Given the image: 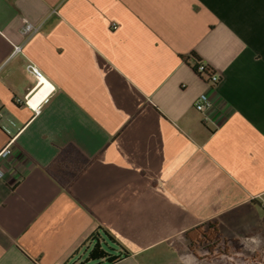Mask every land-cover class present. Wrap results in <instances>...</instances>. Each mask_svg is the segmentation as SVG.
Here are the masks:
<instances>
[{
    "label": "crops",
    "instance_id": "crops-1",
    "mask_svg": "<svg viewBox=\"0 0 264 264\" xmlns=\"http://www.w3.org/2000/svg\"><path fill=\"white\" fill-rule=\"evenodd\" d=\"M29 64L54 87L39 114ZM11 138L0 264H79L99 227L129 252L115 264L193 261L185 234L208 222L264 246V0H0V151ZM69 146L89 164L63 187L48 167Z\"/></svg>",
    "mask_w": 264,
    "mask_h": 264
},
{
    "label": "trees",
    "instance_id": "trees-1",
    "mask_svg": "<svg viewBox=\"0 0 264 264\" xmlns=\"http://www.w3.org/2000/svg\"><path fill=\"white\" fill-rule=\"evenodd\" d=\"M193 70L202 60L193 54ZM208 73V71H206ZM205 72V73H206ZM209 74V73H208ZM89 161L80 154L74 147L65 148L48 167V172L63 187H69L72 181L88 166ZM191 252L200 245H206L209 253L222 245H231L237 252L241 251L243 245L238 239L222 238L217 222H208L192 228L185 234ZM116 245L114 248L112 245ZM107 246V248L105 247ZM81 247L87 252L86 259L79 264H115L129 256V252L123 248L116 239L103 227H99L84 241ZM117 250V253H115ZM226 257L233 264H246L247 259L241 255Z\"/></svg>",
    "mask_w": 264,
    "mask_h": 264
},
{
    "label": "built area",
    "instance_id": "built-area-1",
    "mask_svg": "<svg viewBox=\"0 0 264 264\" xmlns=\"http://www.w3.org/2000/svg\"><path fill=\"white\" fill-rule=\"evenodd\" d=\"M114 28H116V25H114ZM40 29H41L40 24H34L28 20H24L22 27L20 29V33L25 37H29L37 33ZM20 53H22V45H14L13 55ZM27 69L28 72L37 81L35 89H37L39 86L47 88L46 96H43L37 102L33 103L31 101L32 98L27 99L25 102L35 111L36 114H39L41 112L43 103L47 101L48 97L53 93L54 87L46 81L43 73L34 64H29ZM206 71H208L209 74ZM196 74L205 78L208 81V83L214 88H216L221 82L220 76L216 73L214 68H212L206 62H201L198 64ZM214 107H215V102L211 99V97L207 93L200 94L194 101V108L202 114H207L209 111L213 110ZM13 142H14V138H11L8 141V143L5 145V147L0 151V162L12 155ZM3 177H4V172L0 168V179ZM254 201H256L264 211V193L255 197Z\"/></svg>",
    "mask_w": 264,
    "mask_h": 264
},
{
    "label": "rangeland",
    "instance_id": "rangeland-1",
    "mask_svg": "<svg viewBox=\"0 0 264 264\" xmlns=\"http://www.w3.org/2000/svg\"><path fill=\"white\" fill-rule=\"evenodd\" d=\"M105 247L107 248V246ZM160 250H162V253L157 255L156 259L158 260L153 262V264H233L226 255H241L247 259L246 264H264V246L255 250L249 249L237 252L231 245L220 244L214 253L211 254L206 245H200L195 249L194 253L192 252L195 256L193 261L182 260L179 258V254L172 255L167 248H161ZM82 257L84 261L87 257V252L83 251Z\"/></svg>",
    "mask_w": 264,
    "mask_h": 264
}]
</instances>
